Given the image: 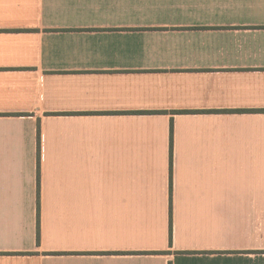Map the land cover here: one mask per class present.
<instances>
[{
    "label": "crops",
    "instance_id": "1",
    "mask_svg": "<svg viewBox=\"0 0 264 264\" xmlns=\"http://www.w3.org/2000/svg\"><path fill=\"white\" fill-rule=\"evenodd\" d=\"M0 264H264V0H0Z\"/></svg>",
    "mask_w": 264,
    "mask_h": 264
},
{
    "label": "trees",
    "instance_id": "2",
    "mask_svg": "<svg viewBox=\"0 0 264 264\" xmlns=\"http://www.w3.org/2000/svg\"><path fill=\"white\" fill-rule=\"evenodd\" d=\"M40 146V145H39ZM173 147H174V138H173V124L171 126V174H173ZM172 191V188H171ZM39 201H38V243L41 240V229H40V212H41V205H40V171H39V191H38ZM173 210L171 205V224H170V243H173Z\"/></svg>",
    "mask_w": 264,
    "mask_h": 264
}]
</instances>
